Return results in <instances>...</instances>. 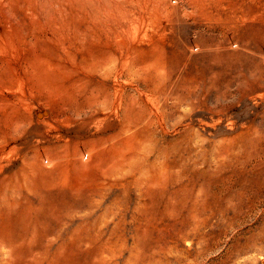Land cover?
<instances>
[{
    "label": "rangeland",
    "instance_id": "1",
    "mask_svg": "<svg viewBox=\"0 0 264 264\" xmlns=\"http://www.w3.org/2000/svg\"><path fill=\"white\" fill-rule=\"evenodd\" d=\"M263 222L264 0H0V264H264Z\"/></svg>",
    "mask_w": 264,
    "mask_h": 264
},
{
    "label": "bare ground",
    "instance_id": "2",
    "mask_svg": "<svg viewBox=\"0 0 264 264\" xmlns=\"http://www.w3.org/2000/svg\"><path fill=\"white\" fill-rule=\"evenodd\" d=\"M130 68H133L132 66ZM15 139V138H14ZM251 204L248 205V207H250ZM239 208V207H238ZM237 208V209H238ZM240 212V209L238 210V213ZM206 218V217H205ZM237 221H235V219H232L230 221H228V225L229 226H234L236 224ZM204 224V219H200L198 222L196 221L192 226V231H195V233H197L199 235V228L201 226H203ZM7 227V226H6ZM16 230V229H14ZM235 245L236 239L232 238L231 239ZM200 241V239H199ZM8 242V241H7ZM238 242V241H237ZM9 243V242H8ZM1 244V243H0ZM42 244V243H41ZM239 244V243H238ZM263 250L264 251V222L260 225V227L258 228L257 232H251L250 234H248V236L244 237V241L242 244H239V247L237 248V251L240 253H249L250 251H260ZM118 251V250H116ZM3 252V251H2ZM5 252V251H4ZM10 252V251H9ZM168 252V251H167ZM102 253V252H101ZM252 252H250L249 255H251ZM4 254V253H3ZM2 254V255H3ZM83 254V253H82ZM108 254V253H107ZM7 255V257H6ZM102 255V254H101ZM106 255V254H105ZM248 255V256H249ZM262 257L264 258V252L263 254H261ZM1 256V255H0ZM4 256V255H3ZM10 256V255H9ZM12 257V256H11ZM114 257V256H113ZM246 257V256H245ZM252 257V256H250ZM261 257V256H260ZM8 252H5V256L3 257V261L2 264H9V260H8ZM101 258V257H100ZM111 258V255H110ZM116 258V257H115ZM248 259V257H247ZM114 260V259H113ZM249 260V259H248ZM247 260V261H248ZM264 260V259H263ZM111 261V260H110ZM1 263V262H0ZM247 263V262H246Z\"/></svg>",
    "mask_w": 264,
    "mask_h": 264
},
{
    "label": "water",
    "instance_id": "3",
    "mask_svg": "<svg viewBox=\"0 0 264 264\" xmlns=\"http://www.w3.org/2000/svg\"><path fill=\"white\" fill-rule=\"evenodd\" d=\"M44 113H46L45 111L38 113V116H42Z\"/></svg>",
    "mask_w": 264,
    "mask_h": 264
}]
</instances>
